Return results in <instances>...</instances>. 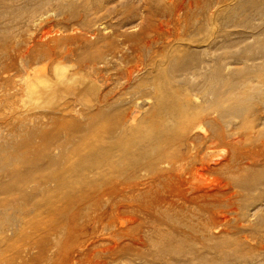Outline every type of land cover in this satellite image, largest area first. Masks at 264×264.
Listing matches in <instances>:
<instances>
[{"label":"rangeland","instance_id":"rangeland-1","mask_svg":"<svg viewBox=\"0 0 264 264\" xmlns=\"http://www.w3.org/2000/svg\"><path fill=\"white\" fill-rule=\"evenodd\" d=\"M90 52L96 68H80ZM168 56L195 63L191 78L171 80L166 99L149 88L123 95L91 132L121 162L151 143L165 161L117 174L143 189L108 193L119 205L107 213V197L96 196L65 226L55 208L80 192L60 182L77 186L89 160L83 131L67 124L79 115L66 76L78 70L79 89H100L129 67L148 77ZM169 101L191 116L168 142ZM122 111L136 121L111 138ZM213 129L225 136L209 148L214 160L230 154L228 139L237 143L231 172L197 160ZM202 189L226 190L227 203L214 209ZM0 264H264V0H0Z\"/></svg>","mask_w":264,"mask_h":264},{"label":"bare ground","instance_id":"bare-ground-1","mask_svg":"<svg viewBox=\"0 0 264 264\" xmlns=\"http://www.w3.org/2000/svg\"><path fill=\"white\" fill-rule=\"evenodd\" d=\"M96 55H99V53L92 52L91 55L81 58L82 60L80 59L79 67L80 68L92 67L93 69L96 68V65H94L96 62V57H97ZM195 66L196 64L190 61L184 62L182 59L176 61L175 58H171L168 56L165 60H163L162 63L160 62L155 63V68H152V71H155V73H150L148 77L147 76L140 77L139 76L140 70L138 68L129 67L127 68L126 73L122 76L123 79L122 81L120 80H118L117 82L110 81L107 84L105 83V86L101 87L100 89H96L94 86H91L90 84L88 85V87H90L88 88V91H85V89L83 90L79 89V87H82V84L85 85L87 82L85 80L82 82V84L80 82H77L78 78L76 77V74L79 73L78 70L66 76V80L64 81V83L69 84V89L71 91L73 90V87H71V85L75 86V92H76L75 105L70 110L75 111L76 115H74L73 113L74 116L77 115L79 116L73 119L71 116L70 118L71 121L69 123L66 121V119L65 121L67 122V124H69L70 130H73V132L83 131V135L80 138V141L87 148V156H89V160L87 162H83L84 164L83 166L79 165L76 168L77 171L76 176L78 177V179L76 177L75 178L78 180L77 186H75V184H73L71 181L63 182L64 180H62L60 182L63 183L65 187L72 189H74L73 187H75L78 190V192H80V195H78L77 197H74L73 199H68L64 202V204H61L59 207L55 208L60 216L61 221L63 222V224L65 223L64 224L65 226L70 225L74 219L80 218L81 217L80 215H82L83 211L85 210L87 211V209H91V208H87V209L85 208L88 207L90 200L95 201V198H97L96 196L107 197L105 202V213H107L108 211L111 212L110 210H113L115 206L119 205L118 203L119 200L114 199L110 203L109 201L110 198L108 197L109 196L108 193H112L113 191L115 192L118 191L117 194H120V192L127 190L132 192L133 191L138 192L139 189H143V188L138 189V183H136L137 181L135 182L129 181L127 180L126 177H123L121 179L115 178L116 176H118L117 174L120 173L126 174L131 172L133 175H136L135 173H137L141 169L144 168L150 169L153 168L154 166L155 167L159 166L160 162H164L165 157L167 156V152L165 149L163 150V146L161 144L153 145L151 143L144 146L141 152L133 154V158L135 162H121L120 158L117 159L110 153L111 149L106 147L105 141L91 134V132L95 131L98 127V122H99L98 119L101 118L102 120V118L108 113V109H110V107L114 104V102L122 98L123 95L128 94L129 98L134 100L136 98L135 97L136 94L142 92L141 90L143 89H148V88L154 89V91L157 93L159 97H162L163 99L169 98L168 96L170 95V86L172 85L171 80L177 82H184L190 79L192 74V69ZM41 82L43 83L44 81H39L38 84ZM206 86L208 87V85ZM57 91H60V88ZM90 94L97 95L99 103L96 105H92L91 107L81 108L82 101L80 100V97L81 96L85 97ZM178 95L179 96L181 95V91L178 89H175L171 93L172 97ZM185 105H187V103L180 104L177 102L173 103V101H169L166 103V107L163 108V110H165L164 120L166 122H169L172 127V130L169 131L168 134L166 135V139L168 140V142L169 140H176V138H181L188 127V123H189L188 121H190L191 112L188 109L185 110L183 109V106ZM94 110L96 112H93ZM131 113L122 111L117 116L116 125L112 127V131L109 133V136L111 138L118 136L119 133H122L124 130H126L125 126L128 125L127 126L128 128L130 125L134 124V122L136 121V115L134 112ZM87 114L90 115L84 118L86 120L83 122L80 121L79 117H81V115H87ZM155 116H157V114ZM70 119H68V121ZM62 123H64V120ZM59 125L61 126L62 124ZM69 133H68V137H69ZM201 138H202L201 139L202 146L200 147L201 151H199L200 152L199 154H196L197 155L196 157L198 162H200L201 168L203 170L209 172H213L217 170H220L222 172H231L233 170L232 168L234 162H238L239 164L240 156L238 155L239 152L236 141L228 139L229 140L228 142L230 144L229 146H231L232 151L228 156H226V158H224V160L216 161L210 155L209 148L211 144L216 142L218 139L219 140L224 139L225 138L224 134H222L219 130L213 129L212 132L205 134ZM74 141H77V139ZM58 144L61 145L60 143ZM59 163L61 164V162ZM56 165L58 166L57 162ZM62 165H64V163ZM90 173H96L99 174L100 176L102 175V179L100 181H97L96 179L93 180L90 177H88ZM62 174L60 175L62 176ZM122 176L123 175H121V177ZM150 183L151 185H154L155 181H152ZM145 187L150 188L151 186L146 185ZM220 191L222 190L202 189V196L207 197L205 199H208L210 201L214 209H217L223 202L224 204L227 203V199H225V196L223 195L220 197L219 195L227 191L226 190H223L222 192Z\"/></svg>","mask_w":264,"mask_h":264}]
</instances>
